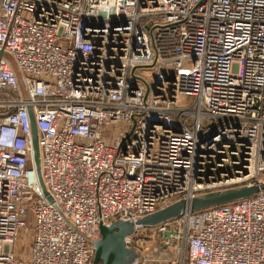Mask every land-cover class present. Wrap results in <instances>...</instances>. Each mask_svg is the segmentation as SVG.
<instances>
[{
    "label": "built area",
    "instance_id": "1",
    "mask_svg": "<svg viewBox=\"0 0 264 264\" xmlns=\"http://www.w3.org/2000/svg\"><path fill=\"white\" fill-rule=\"evenodd\" d=\"M262 182L264 0H0V264H90L100 224ZM125 244L264 264V190Z\"/></svg>",
    "mask_w": 264,
    "mask_h": 264
},
{
    "label": "water",
    "instance_id": "2",
    "mask_svg": "<svg viewBox=\"0 0 264 264\" xmlns=\"http://www.w3.org/2000/svg\"><path fill=\"white\" fill-rule=\"evenodd\" d=\"M32 125V148L33 161L36 171L40 174V152L37 141V128L34 117L30 110ZM39 178V179H40ZM42 181V179H41ZM41 184V182H40ZM42 190L48 199L43 183ZM264 190V182L252 186L227 189L217 192H210L202 196H196L190 200L179 199L153 213L147 214L136 220H117L107 225H99V238L93 242V257L90 264H134L138 260L139 254L125 244V237L134 233L136 228L151 227L167 220L179 217L186 211H198L201 209L237 201L250 197ZM168 234V233H166Z\"/></svg>",
    "mask_w": 264,
    "mask_h": 264
},
{
    "label": "rangeland",
    "instance_id": "3",
    "mask_svg": "<svg viewBox=\"0 0 264 264\" xmlns=\"http://www.w3.org/2000/svg\"><path fill=\"white\" fill-rule=\"evenodd\" d=\"M9 57V61L10 63L15 67V64L13 62V59ZM39 173L37 172V175ZM38 178H40V176H38ZM39 182H41L42 184V181H41V178L39 179ZM117 220H120V219H116V220H113L114 221H117ZM136 230V229H135ZM134 230V232H135ZM140 235L144 237V239L146 240V242L143 244L144 247L148 248V252L149 253H152L153 249L152 247H155L157 246L155 243L154 244H151L150 242H147V230H143L141 229L139 231ZM31 238H32V235H31V232L30 231H25V232H22L17 240V243H16V246H15V251H16V254L18 253V250H19V254H20V258H27L28 256V252H29V246H30V243H31ZM151 244V245H150ZM133 249V248H132ZM135 252H137V250L133 249ZM138 253V252H137ZM154 255V254H153ZM155 256V255H154Z\"/></svg>",
    "mask_w": 264,
    "mask_h": 264
},
{
    "label": "crops",
    "instance_id": "4",
    "mask_svg": "<svg viewBox=\"0 0 264 264\" xmlns=\"http://www.w3.org/2000/svg\"><path fill=\"white\" fill-rule=\"evenodd\" d=\"M16 246V245H15ZM16 250V249H15ZM19 250H18V253L16 254V251H15V254L18 256V257H21L20 254H19ZM29 253V252H28Z\"/></svg>",
    "mask_w": 264,
    "mask_h": 264
}]
</instances>
